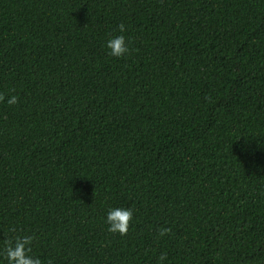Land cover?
<instances>
[{
    "label": "trees",
    "instance_id": "obj_1",
    "mask_svg": "<svg viewBox=\"0 0 264 264\" xmlns=\"http://www.w3.org/2000/svg\"><path fill=\"white\" fill-rule=\"evenodd\" d=\"M0 92V247L15 228L45 264H264V0H0Z\"/></svg>",
    "mask_w": 264,
    "mask_h": 264
},
{
    "label": "clouds",
    "instance_id": "obj_2",
    "mask_svg": "<svg viewBox=\"0 0 264 264\" xmlns=\"http://www.w3.org/2000/svg\"><path fill=\"white\" fill-rule=\"evenodd\" d=\"M117 28L119 34L110 36L105 41L104 47L109 56L123 58L130 51V40L125 35V24L121 23ZM0 101L5 102L7 105H15L18 102V98L16 95H10L5 98V94L0 92ZM133 219L134 209L131 206L122 207L116 205L109 206L105 210L103 218L104 223L107 225V231L120 236L127 234L130 221ZM158 231L163 236L169 229L161 228ZM9 232L13 233V235L6 237L3 246L0 247V256L3 257V260H0V264H4L5 261L6 264H45L39 256L32 254L33 235L15 234L17 232L15 228H9ZM167 260L168 256L163 252L156 257L157 264H166ZM47 264H52V261L48 260Z\"/></svg>",
    "mask_w": 264,
    "mask_h": 264
}]
</instances>
